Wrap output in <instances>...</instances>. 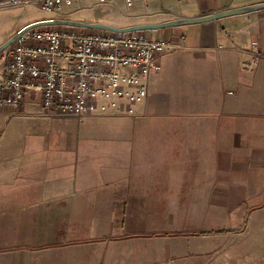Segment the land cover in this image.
I'll use <instances>...</instances> for the list:
<instances>
[{
	"label": "crops",
	"instance_id": "1",
	"mask_svg": "<svg viewBox=\"0 0 264 264\" xmlns=\"http://www.w3.org/2000/svg\"><path fill=\"white\" fill-rule=\"evenodd\" d=\"M260 3L99 6L125 29ZM131 33L180 46L134 114L62 118L38 93L0 107V264H209L228 237L264 230V59L243 51L264 54V10Z\"/></svg>",
	"mask_w": 264,
	"mask_h": 264
},
{
	"label": "built area",
	"instance_id": "2",
	"mask_svg": "<svg viewBox=\"0 0 264 264\" xmlns=\"http://www.w3.org/2000/svg\"><path fill=\"white\" fill-rule=\"evenodd\" d=\"M149 0H125L128 7ZM105 4L110 0H96ZM75 0H0V8L37 6L63 17ZM180 46L143 33L84 32L40 27L28 31L0 53V107L21 108L28 94H40L49 114L77 119L90 115L134 114L146 101L151 75L161 57ZM244 52L264 59L258 43Z\"/></svg>",
	"mask_w": 264,
	"mask_h": 264
},
{
	"label": "rangeland",
	"instance_id": "3",
	"mask_svg": "<svg viewBox=\"0 0 264 264\" xmlns=\"http://www.w3.org/2000/svg\"><path fill=\"white\" fill-rule=\"evenodd\" d=\"M78 3H80L78 11L73 16L76 19H74L75 21L86 22L84 19L94 20L96 17H100L101 19L99 20L101 23L91 21H87L86 23L105 24L113 19H119L118 17L120 15L117 12L113 11V9H109L108 6H99L100 4H98L96 0H75L74 5L66 6L65 10H76ZM84 7L90 9H82ZM49 19L62 20L64 18L58 15L45 13L35 5L0 8V46L6 42L8 36L15 30H20L24 26L37 21ZM67 20H73L72 16L67 18ZM22 25L23 27H21ZM54 28L61 29L65 28V26H55ZM77 29L84 32H103L91 29ZM260 232L263 234L264 230H258L254 226L253 230L248 228L247 231L241 232V235L228 237L226 252L224 251L219 255L216 254L214 261L209 264H264V235ZM224 233L228 234L226 231Z\"/></svg>",
	"mask_w": 264,
	"mask_h": 264
},
{
	"label": "water",
	"instance_id": "4",
	"mask_svg": "<svg viewBox=\"0 0 264 264\" xmlns=\"http://www.w3.org/2000/svg\"><path fill=\"white\" fill-rule=\"evenodd\" d=\"M264 10V3L260 4H253L246 7H240L236 9H231L227 11H222L219 13H215L213 15H208L206 17H200L195 19H181L177 21H172L163 25H147V26H138V27H131L125 29H119L107 25L102 24H91L86 22H79V21H70V20H60V19H49V20H42L37 21L31 24L26 25L22 29H20L15 35H13L8 41H6L3 45L0 46V53L9 48L13 45L19 37L23 34L27 33L30 30L40 28V27H73V28H81V29H91V30H100V31H107L111 33L117 34H125L131 33L134 31H142V30H154V29H162L165 27H172V26H181V25H190V24H197V23H205L209 21L219 20L226 17H240L245 16L247 14L255 13L258 11Z\"/></svg>",
	"mask_w": 264,
	"mask_h": 264
},
{
	"label": "trees",
	"instance_id": "5",
	"mask_svg": "<svg viewBox=\"0 0 264 264\" xmlns=\"http://www.w3.org/2000/svg\"><path fill=\"white\" fill-rule=\"evenodd\" d=\"M225 231H219V232H217L218 234H225L224 233ZM228 231H226V233H227ZM204 234H211V233H202V232H193V233H191L190 235H192V236H197V235H204Z\"/></svg>",
	"mask_w": 264,
	"mask_h": 264
}]
</instances>
